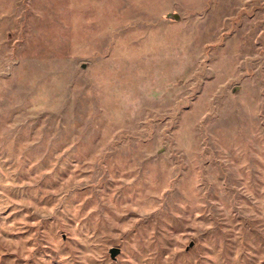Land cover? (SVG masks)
I'll return each mask as SVG.
<instances>
[{
	"label": "rangeland",
	"instance_id": "rangeland-1",
	"mask_svg": "<svg viewBox=\"0 0 264 264\" xmlns=\"http://www.w3.org/2000/svg\"><path fill=\"white\" fill-rule=\"evenodd\" d=\"M0 264H264V0H0Z\"/></svg>",
	"mask_w": 264,
	"mask_h": 264
},
{
	"label": "water",
	"instance_id": "water-1",
	"mask_svg": "<svg viewBox=\"0 0 264 264\" xmlns=\"http://www.w3.org/2000/svg\"><path fill=\"white\" fill-rule=\"evenodd\" d=\"M169 19L178 21L180 20V15L179 14H169L168 15ZM121 250L119 248H112L110 250V255L113 260H116L117 256L120 254Z\"/></svg>",
	"mask_w": 264,
	"mask_h": 264
}]
</instances>
